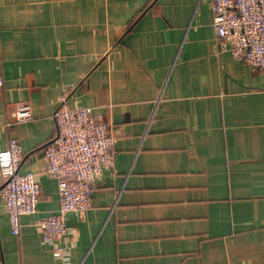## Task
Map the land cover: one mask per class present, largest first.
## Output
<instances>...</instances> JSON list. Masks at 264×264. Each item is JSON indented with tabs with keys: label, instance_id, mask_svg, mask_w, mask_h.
Returning a JSON list of instances; mask_svg holds the SVG:
<instances>
[{
	"label": "crops",
	"instance_id": "1",
	"mask_svg": "<svg viewBox=\"0 0 264 264\" xmlns=\"http://www.w3.org/2000/svg\"><path fill=\"white\" fill-rule=\"evenodd\" d=\"M0 149L39 170L36 210L3 264H63L42 241L58 207L43 146L64 95L101 112L115 156L69 211L67 264H264V72L220 50L208 0H0ZM31 118L7 127L15 101Z\"/></svg>",
	"mask_w": 264,
	"mask_h": 264
},
{
	"label": "built area",
	"instance_id": "2",
	"mask_svg": "<svg viewBox=\"0 0 264 264\" xmlns=\"http://www.w3.org/2000/svg\"><path fill=\"white\" fill-rule=\"evenodd\" d=\"M212 25L220 50L264 72V0H208ZM3 75L0 67V89ZM52 117L56 131L42 150L43 169L55 177L59 204L55 211L36 221L42 243L67 264L70 247L64 239L69 211L83 213L91 205L96 178L110 167L115 156L114 138L103 113L90 106H69L58 99ZM31 118L30 103L15 101L5 119L7 127ZM20 144L9 136L0 149V199L8 215L10 230L18 234L20 216L36 210L40 185L39 170L19 171ZM0 264L3 262L0 260Z\"/></svg>",
	"mask_w": 264,
	"mask_h": 264
}]
</instances>
